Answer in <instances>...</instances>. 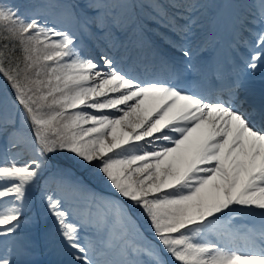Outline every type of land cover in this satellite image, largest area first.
Returning <instances> with one entry per match:
<instances>
[{
	"label": "snow or ice",
	"instance_id": "snow-or-ice-1",
	"mask_svg": "<svg viewBox=\"0 0 264 264\" xmlns=\"http://www.w3.org/2000/svg\"><path fill=\"white\" fill-rule=\"evenodd\" d=\"M0 264H264V0H0Z\"/></svg>",
	"mask_w": 264,
	"mask_h": 264
},
{
	"label": "rangeland",
	"instance_id": "rangeland-1",
	"mask_svg": "<svg viewBox=\"0 0 264 264\" xmlns=\"http://www.w3.org/2000/svg\"><path fill=\"white\" fill-rule=\"evenodd\" d=\"M256 85H260L259 83V77L257 78V82H256ZM96 184H100V183H96ZM100 185H104V184H100ZM106 186V185H105ZM107 187V186H106ZM96 211V209H95ZM100 211H106V209H100ZM38 258H36L37 260H40V261H47V260H51V259H54L55 257L47 254V253H42V254H39L37 255ZM62 259H67L66 256L64 257H61Z\"/></svg>",
	"mask_w": 264,
	"mask_h": 264
},
{
	"label": "bare ground",
	"instance_id": "bare-ground-1",
	"mask_svg": "<svg viewBox=\"0 0 264 264\" xmlns=\"http://www.w3.org/2000/svg\"><path fill=\"white\" fill-rule=\"evenodd\" d=\"M252 103H259L260 102V95H259V89L256 88V94L251 98Z\"/></svg>",
	"mask_w": 264,
	"mask_h": 264
}]
</instances>
